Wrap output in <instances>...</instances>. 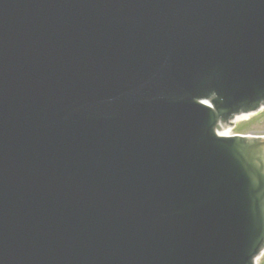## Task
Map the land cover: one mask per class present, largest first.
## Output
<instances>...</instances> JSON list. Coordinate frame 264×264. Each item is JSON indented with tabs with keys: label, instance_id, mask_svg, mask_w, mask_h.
<instances>
[{
	"label": "water",
	"instance_id": "obj_1",
	"mask_svg": "<svg viewBox=\"0 0 264 264\" xmlns=\"http://www.w3.org/2000/svg\"><path fill=\"white\" fill-rule=\"evenodd\" d=\"M261 105L264 0H0V264H255Z\"/></svg>",
	"mask_w": 264,
	"mask_h": 264
},
{
	"label": "rangeland",
	"instance_id": "obj_2",
	"mask_svg": "<svg viewBox=\"0 0 264 264\" xmlns=\"http://www.w3.org/2000/svg\"><path fill=\"white\" fill-rule=\"evenodd\" d=\"M236 133H252L255 135H264V113L253 119L252 122L240 124ZM264 260H262V264Z\"/></svg>",
	"mask_w": 264,
	"mask_h": 264
}]
</instances>
